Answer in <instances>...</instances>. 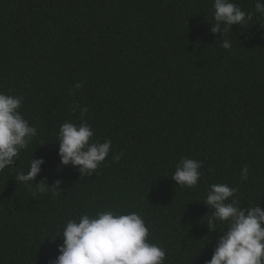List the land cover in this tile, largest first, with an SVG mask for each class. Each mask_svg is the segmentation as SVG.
<instances>
[{
	"label": "trees",
	"instance_id": "1",
	"mask_svg": "<svg viewBox=\"0 0 264 264\" xmlns=\"http://www.w3.org/2000/svg\"><path fill=\"white\" fill-rule=\"evenodd\" d=\"M231 2L252 19L221 36L214 0H0V92L37 129L0 171V264H55L66 223L105 210L141 215L164 264H207L223 235L206 224L210 185L264 210V16ZM65 122L111 141L92 175L60 164ZM32 158L40 174L17 182ZM182 158L202 162L195 187L171 179ZM45 178L61 192L39 191Z\"/></svg>",
	"mask_w": 264,
	"mask_h": 264
},
{
	"label": "clouds",
	"instance_id": "2",
	"mask_svg": "<svg viewBox=\"0 0 264 264\" xmlns=\"http://www.w3.org/2000/svg\"><path fill=\"white\" fill-rule=\"evenodd\" d=\"M255 11L264 16V0H256ZM252 19L231 0H214L213 33L223 35L233 25L245 26ZM219 47L230 49L232 44L225 37ZM80 84L76 85L79 89ZM22 96L0 92V171L12 166L21 150L27 149L37 129L30 126L22 115ZM73 106L71 111H76ZM87 111L80 109L81 116ZM94 132L90 126L65 122L58 132L60 164L71 165L84 175H92L109 156L111 141L93 142ZM116 156L115 160L119 161ZM45 163L43 159L32 158L29 170L15 176L17 182L34 183ZM202 162L182 158L177 164L172 180L181 187L192 188L200 180ZM241 179H248V168L241 170ZM57 180L51 186L46 178L35 184L41 192L59 194ZM237 188L227 184H212L204 203L212 211L206 222L212 232H221L218 244L207 264H264V210L259 204L243 208L234 199ZM226 227L219 229L217 224ZM226 229V231H225ZM63 244L55 264H164L166 251L150 243L149 228L143 217L133 211L122 214L115 210L98 211L95 216L84 214L79 220H69L58 236ZM55 241V240H54Z\"/></svg>",
	"mask_w": 264,
	"mask_h": 264
}]
</instances>
